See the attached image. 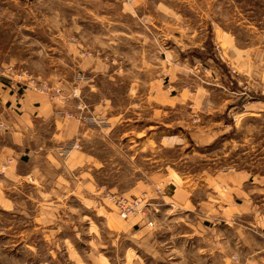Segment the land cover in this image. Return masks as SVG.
Returning a JSON list of instances; mask_svg holds the SVG:
<instances>
[{"label":"rangeland","instance_id":"1","mask_svg":"<svg viewBox=\"0 0 264 264\" xmlns=\"http://www.w3.org/2000/svg\"><path fill=\"white\" fill-rule=\"evenodd\" d=\"M1 90L87 131L37 170L0 97V264H264V0H0Z\"/></svg>","mask_w":264,"mask_h":264},{"label":"crops","instance_id":"2","mask_svg":"<svg viewBox=\"0 0 264 264\" xmlns=\"http://www.w3.org/2000/svg\"><path fill=\"white\" fill-rule=\"evenodd\" d=\"M0 97L6 105V110L1 109L2 120L10 128L12 144L23 148L30 160L35 159L32 168L37 170L43 169L39 165L41 158L50 163L60 162V149L77 143L87 131L84 123L71 116L70 103L56 104L28 93L15 99L6 90H1ZM75 163L76 160L68 161L70 167Z\"/></svg>","mask_w":264,"mask_h":264},{"label":"built area","instance_id":"3","mask_svg":"<svg viewBox=\"0 0 264 264\" xmlns=\"http://www.w3.org/2000/svg\"><path fill=\"white\" fill-rule=\"evenodd\" d=\"M78 148V145L76 144H69L62 147L61 150H63L64 153H70L71 150ZM119 207H120V217L122 219H126L129 217V215L133 212V207L136 206L135 203L133 205H126L125 202L118 201ZM149 226H152V223L148 224Z\"/></svg>","mask_w":264,"mask_h":264}]
</instances>
